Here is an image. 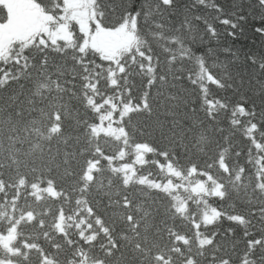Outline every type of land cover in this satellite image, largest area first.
<instances>
[{
	"label": "trees",
	"instance_id": "16d2710c",
	"mask_svg": "<svg viewBox=\"0 0 264 264\" xmlns=\"http://www.w3.org/2000/svg\"><path fill=\"white\" fill-rule=\"evenodd\" d=\"M28 2L18 0L26 28L0 58V239L10 238L0 240V264H264V70L248 60L264 58L257 0H214L221 12L213 0H174L147 17L144 0ZM132 3L151 59L121 52L119 66L50 42L33 8L80 44L82 25L116 29ZM185 20L193 47L213 49L199 70L170 42H190ZM202 21L218 43H204L214 38ZM239 104L255 115L233 117ZM249 121L260 125L256 146Z\"/></svg>",
	"mask_w": 264,
	"mask_h": 264
},
{
	"label": "snow or ice",
	"instance_id": "6c2138e0",
	"mask_svg": "<svg viewBox=\"0 0 264 264\" xmlns=\"http://www.w3.org/2000/svg\"><path fill=\"white\" fill-rule=\"evenodd\" d=\"M196 4H198L201 7H208L209 4L207 3V0H195ZM258 4L261 6V8H264V0H257ZM174 5V0H157L155 5H151L149 0H144L141 7L144 9L145 16L152 15L153 12L161 14L162 10L161 6L164 8H172ZM141 7H137L135 3L128 5V11L125 12L122 22L120 26L116 29L106 30L109 33H115L117 36L120 37L121 41H123L125 38H127V42L120 44L116 47V56L119 57L121 55V52L126 53L127 57L132 61V63L136 62V55H140L144 59L150 60L151 57H146L144 55L143 50L141 49V44H146V39L142 40L139 35V21H140V14H141ZM212 7L216 9V11L221 12L222 9L215 5L214 0L212 3ZM149 8H151V11H149ZM24 15L23 9L19 6L18 0H0V26L4 25H14L19 22L21 17ZM95 16V13H93ZM103 15L102 13L100 14ZM61 19H64V17H61ZM196 20H201L199 16L195 17ZM239 19L242 21L245 19V17L241 16ZM205 26L207 33L213 37L214 39L210 42L204 41L203 34H201V41H204V43H218V34L216 28L208 24L207 21H202ZM221 24L228 26L230 29H238L239 25L235 21H231L228 19H222L219 21ZM97 31H100V25L97 21ZM154 26L157 28H162L163 25L154 22ZM184 29L188 32H191L192 35L189 36V43L185 44L183 41L179 40L178 37H171L170 42L174 44H178L181 51V57L183 59L191 60L195 63L197 70H199L202 66L206 67L207 60L205 57V52H207L209 55L213 53V49L211 47L203 48L202 45H198L201 50H197V48L193 47V44L196 43V35L193 30V26L187 21H184ZM67 30V26H65V29ZM179 31V28L177 29ZM239 31H243V28H239ZM255 33L259 34V36L264 37V22H261L257 24L254 28ZM159 35V34H157ZM81 36L83 38V42L80 44H77L75 42L74 34L70 31L68 32V36L64 37L65 44L67 47L64 49L65 51L68 50V48H75L78 50L82 55L86 54L88 47L92 46L95 47V45L92 43V33L89 30H86L85 28H81ZM228 36H230L233 40L237 39V32L236 31H229ZM55 43V41H53ZM117 44L116 41H114V46ZM222 51L225 54H232L235 56L236 54L232 51L231 48L225 47L222 49ZM248 60L252 64H258L259 68L261 70H264V58H261L259 61L256 56H249ZM113 63H117L119 66V62L117 60H113ZM174 62V61H170ZM214 67H221V68H227V64H216L214 63ZM143 68V65H141ZM123 70V68H121ZM150 71H154L150 69ZM196 73L189 72L188 73V79L189 82L195 83L196 81L193 79V76ZM198 78H203L202 73H198ZM209 83L215 82L214 80L208 81ZM201 92L206 96L207 95V89L204 85H201ZM208 105H212V101L207 102ZM221 106L224 107L223 103L221 102ZM237 114L244 116H254L255 111L249 112L244 104H239L235 106V109L232 112L233 117H235ZM233 124H239V120L233 119L230 121ZM260 129V125L253 123L252 121L248 122V126L246 128V138L252 141L253 146H256L258 144V141L255 139L254 133L258 132ZM261 135H264V133H261ZM261 161H264V157H260ZM252 244L253 242H249ZM256 244H259L260 241H255ZM227 264V262H225Z\"/></svg>",
	"mask_w": 264,
	"mask_h": 264
},
{
	"label": "rangeland",
	"instance_id": "374dc122",
	"mask_svg": "<svg viewBox=\"0 0 264 264\" xmlns=\"http://www.w3.org/2000/svg\"><path fill=\"white\" fill-rule=\"evenodd\" d=\"M67 2H68V5L69 6H74V5H77L78 4L79 0H67ZM16 26H17V23L14 24V25H11V26L7 25V28L4 29V32H1L0 31V47H2L4 45V42H5V38L2 37V34H7V32L8 33L9 32L10 33H13L15 30L12 27H16ZM86 30H89L90 31V29L88 27H86ZM64 32L65 31L63 29H60L59 30V33H61L63 35L65 34ZM54 35H56V36L55 37H52ZM111 35H113V37L112 38H108L107 41H106V43L104 44L102 38L101 37L99 38L98 31H96V33L94 34V36L92 35L93 36L92 37V43L95 45V47H98L100 50H103L106 54H109L113 50H115L117 46H119L120 44L125 43V42L121 41V39H117L116 36H115V34H111ZM58 36L59 35L54 34V33L51 35L52 38H56ZM67 36H68V33L66 34L65 37H67ZM61 38H64V37H61ZM53 41H55V40H53ZM114 41L117 42V44L115 46H114ZM90 48H92V47L90 46ZM92 49L97 50L95 48H92ZM1 241H2V243L5 242L6 241V238H3Z\"/></svg>",
	"mask_w": 264,
	"mask_h": 264
}]
</instances>
